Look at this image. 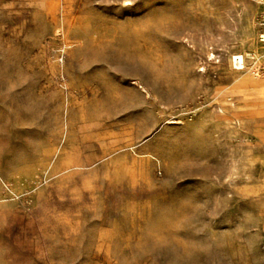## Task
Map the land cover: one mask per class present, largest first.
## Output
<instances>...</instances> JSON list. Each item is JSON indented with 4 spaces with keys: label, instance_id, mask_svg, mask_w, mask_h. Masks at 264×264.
<instances>
[{
    "label": "rangeland",
    "instance_id": "374dc122",
    "mask_svg": "<svg viewBox=\"0 0 264 264\" xmlns=\"http://www.w3.org/2000/svg\"><path fill=\"white\" fill-rule=\"evenodd\" d=\"M263 34L264 0H0V264H264Z\"/></svg>",
    "mask_w": 264,
    "mask_h": 264
},
{
    "label": "bare ground",
    "instance_id": "6f19581e",
    "mask_svg": "<svg viewBox=\"0 0 264 264\" xmlns=\"http://www.w3.org/2000/svg\"><path fill=\"white\" fill-rule=\"evenodd\" d=\"M262 39H264V34L261 36ZM233 63L237 68H242L244 65V59L240 55H235L232 57Z\"/></svg>",
    "mask_w": 264,
    "mask_h": 264
},
{
    "label": "snow or ice",
    "instance_id": "6c2138e0",
    "mask_svg": "<svg viewBox=\"0 0 264 264\" xmlns=\"http://www.w3.org/2000/svg\"><path fill=\"white\" fill-rule=\"evenodd\" d=\"M124 4H125L126 7L129 6L131 4V0H124ZM114 195H116V196L128 195V193H126V192H120V193H115ZM29 254L30 253H27V252H24V251L21 250V256H22V258L25 257V256H27V255H29Z\"/></svg>",
    "mask_w": 264,
    "mask_h": 264
}]
</instances>
